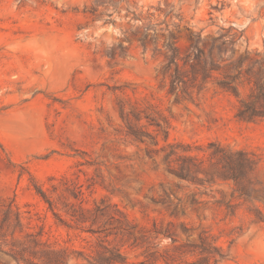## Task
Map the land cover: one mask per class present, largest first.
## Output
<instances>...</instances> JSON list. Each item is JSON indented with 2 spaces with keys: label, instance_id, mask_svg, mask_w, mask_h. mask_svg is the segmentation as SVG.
<instances>
[{
  "label": "rangeland",
  "instance_id": "1",
  "mask_svg": "<svg viewBox=\"0 0 264 264\" xmlns=\"http://www.w3.org/2000/svg\"><path fill=\"white\" fill-rule=\"evenodd\" d=\"M93 1L0 0V264H152L159 255L148 254L156 251L180 264L197 261L170 240L154 239L153 223L164 227L171 220L180 231V222L207 231L227 254L219 264H264V120L236 117L240 101L264 82V0H125L123 9L92 14ZM128 6L155 7L157 49L134 39L125 42V53L116 47L141 25L127 15ZM157 7L173 10V19ZM170 30L183 55L193 32L204 49L201 66L213 62L217 69L200 95V82L190 83L192 98L179 104L163 75ZM111 47L115 57L108 55ZM191 65L198 66L188 65L190 78ZM222 80H234L239 94L221 88ZM119 105L142 117L160 110L171 124L168 140L146 118L140 125L159 144L135 140ZM167 143L207 151L193 150L200 157L212 151L210 143L247 152L256 164L246 191L232 180L207 188L180 181L155 152ZM37 184L67 221L64 207L81 201L70 190L81 187L85 207L105 210L94 227L99 232L91 233L90 223L85 231L62 226ZM162 187L175 202L186 204L193 194L204 202L171 217L157 202ZM113 249L120 257L108 261Z\"/></svg>",
  "mask_w": 264,
  "mask_h": 264
},
{
  "label": "trees",
  "instance_id": "2",
  "mask_svg": "<svg viewBox=\"0 0 264 264\" xmlns=\"http://www.w3.org/2000/svg\"><path fill=\"white\" fill-rule=\"evenodd\" d=\"M94 0L91 7V13L97 14L100 9L107 10L114 8L115 10L123 9L122 2L125 0ZM132 9L127 7V15H131L135 22L141 23L135 31L129 33L125 32L124 39L119 40L116 43V47L125 53L128 48L125 42L130 43L132 39L139 42L143 47L148 43L155 46L157 49L159 42V35L156 32H152L154 26H158L155 23L156 14L152 11L155 7H149L148 10H144V7ZM158 11L165 12L166 17L173 19V10L164 11L162 8L157 7ZM100 16L105 15V12H100ZM112 15V14H110ZM182 21V19H180ZM108 20L105 21V24ZM176 28H180V25L173 23ZM194 33L189 34V40L191 45L189 46L186 54H182V49L178 46L177 34L175 31L170 30L169 36H164L165 46L170 52L168 63L163 68V75L169 78V94L175 96V102L181 103L182 100H186L185 96L192 98L189 92V84L194 82H200L198 86V95L203 90V85L209 78L213 77L214 71L217 70L213 62L210 67L207 63L201 66V57L204 54V49L200 48L197 43L194 42ZM200 38V36H198ZM110 57H115L117 54L111 47L108 51ZM197 62V65L201 66V70H198V66L191 65L190 78L188 65L191 62ZM264 64V62H262ZM197 71V72H196ZM201 74V80L199 81ZM218 85L228 92L234 95L239 94L238 86L234 85V80H222L218 82ZM120 116L127 124L128 135L135 138L140 142H144L145 137L153 140L157 146L158 141L152 137L144 125H140L143 118L148 120L149 125L154 126L156 130L163 133L165 140L167 141L170 136L171 124L169 119L160 111L156 112V116L145 115L141 116V113L137 109L127 112L125 105H119ZM130 116L133 117L131 121ZM236 117L241 121L256 122L264 120V82L260 80L256 84L254 92L247 98L240 101L239 108L236 113ZM136 123H135V122ZM212 151L206 153L205 157H200L195 154L193 150H203L200 147H194L190 144L183 143H167L166 146L155 150L156 153H163V161L166 163L168 172L180 181L187 182L189 185H195L197 187L211 186L218 180H232L236 187V190L244 193L246 191L245 182L248 180V174L254 170L255 161L247 152L233 151L227 147L217 143H210L208 146ZM204 152H207L203 150ZM152 150H148L149 156L152 158L155 153ZM209 163V164H208ZM37 194L44 200L49 206V209L53 212L55 218L60 222L62 226L67 229H75L85 231L84 225L90 223L88 229L91 233H98V229L94 227L98 224V218L103 215L105 211L99 205L94 209H89L83 205V190L81 187H77L74 190H70L72 196L75 199L81 200L79 206H71L67 209L64 207V212L70 217V221H67L58 211L54 201L48 195L47 190L42 185H35ZM179 188L180 185H178ZM188 187V185H187ZM163 194L157 202L164 205L168 211H170L171 217L178 218L181 214L186 215L189 208L197 210V206L201 205L204 201L193 194L192 197L184 204L183 199L177 198L178 202L173 199L174 194L167 188L162 187ZM69 191V189H67ZM176 196V195H175ZM90 214V215H89ZM181 231L177 227V223L173 220L168 222L166 226L160 227L156 222L153 223V228L150 230L154 234V239L162 242L163 240H170L175 249H185V254L191 256H198V260L191 264H219L222 260L227 258V254L223 249L216 244L213 237L205 230L197 231L194 226H189L184 222L179 223ZM58 250H52V255L55 257L58 255ZM154 254L159 255L154 259L152 264H156L159 260H163L165 264H180L176 263L177 260L172 256L160 255L159 251L155 253H149L148 256ZM120 257V253L111 250V257L108 259L115 260ZM50 264H62L59 259H51ZM145 264V263H142Z\"/></svg>",
  "mask_w": 264,
  "mask_h": 264
}]
</instances>
